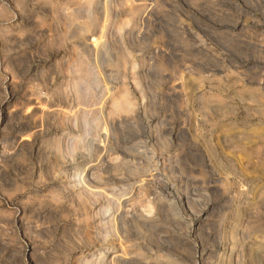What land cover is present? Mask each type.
I'll list each match as a JSON object with an SVG mask.
<instances>
[{"label": "rangeland", "instance_id": "obj_1", "mask_svg": "<svg viewBox=\"0 0 264 264\" xmlns=\"http://www.w3.org/2000/svg\"><path fill=\"white\" fill-rule=\"evenodd\" d=\"M133 213L132 264H264V0H0V264Z\"/></svg>", "mask_w": 264, "mask_h": 264}, {"label": "bare ground", "instance_id": "obj_2", "mask_svg": "<svg viewBox=\"0 0 264 264\" xmlns=\"http://www.w3.org/2000/svg\"><path fill=\"white\" fill-rule=\"evenodd\" d=\"M91 2H92V0H90ZM257 2V1H256ZM94 18H91V20L90 21H88V23H87V27L88 28H90V27H92L93 26V24H95V20H93ZM96 19V18H95ZM97 23V22H96ZM101 25V24H100ZM99 40L97 39V38H95V39H93V45L95 46V47H97V46H99ZM35 110H38L39 111V109H35ZM34 111V110H33ZM26 113V112H25ZM40 113V112H39ZM28 137V136H27ZM25 138V137H24ZM28 138H30V137H28ZM31 140V139H30ZM29 140V141H30ZM23 141H25L26 143H27V139H23ZM29 141H28V143H29ZM246 157H248L249 156V153H243ZM139 171V170H138ZM136 173V172H135ZM143 174H144V172H143ZM133 175V174H132ZM142 176V175H141ZM140 176V177H141ZM145 177V176H144ZM143 178V177H142ZM150 180V179H149ZM147 181H148V178H143L142 179V185H144V184H146L147 183ZM141 185V184H140ZM140 186V187H143V186ZM147 185V184H146ZM108 191V190H107ZM96 192H98V191H96ZM103 192V191H102ZM142 192V191H141ZM93 194H96L95 192L93 193ZM100 194V193H99ZM97 195V194H96ZM89 196H91V195H89ZM95 196V195H94ZM102 196V195H101ZM100 197V196H99ZM89 198H91V197H89ZM95 198V197H94ZM88 199V198H87ZM92 199V198H91ZM93 200V199H92ZM121 200V199H120ZM108 201V200H107ZM124 201V200H123ZM129 201H131V200H129ZM136 201V200H135ZM93 202V201H92ZM125 202H128V201H126L125 200ZM138 202H139V200H138ZM109 203H111V202H109ZM147 203V202H146ZM118 204V203H117ZM116 204V205H117ZM123 203L121 202V205H122ZM129 205V204H128ZM127 205V206H128ZM149 205V207H150V204H148ZM151 205H152V203H151ZM111 206V205H110ZM124 206H125V204H124ZM146 206V205H145ZM145 206H144V208H145ZM121 207V206H120ZM122 207H123V205H122ZM136 207V206H135ZM148 206H146V208H147ZM109 208V207H108ZM107 208V209H108ZM124 208V207H123ZM140 208V207H139ZM120 209V208H119ZM151 209H152V207H151ZM109 210H110V208H109ZM139 210V209H138ZM148 210V209H147ZM130 211V210H129ZM135 211V210H134ZM158 211V210H157ZM121 212H123V211H121ZM118 213L119 214V217H120V215L122 214V213ZM133 212V211H132ZM151 213V212H150ZM134 214V213H133ZM105 215V214H104ZM116 216V215H115ZM124 216V215H123ZM161 216V215H160ZM117 217H118V215H117ZM159 217V216H158ZM157 218V217H156ZM112 219H114V218H112ZM119 219V218H118ZM115 220H117V219H115ZM120 220H122L121 218H120ZM119 221V220H118ZM148 219L146 218V217H144L143 216V214H141V213H139V214H134L131 218L129 217H126L125 216V218H124V220H123V222H122V224H120V226H119V224L118 223H114V225H115V228H114V230H115V232H116V237H115V239H114V241H113V248H112V250H110V251H108V252H106V253H104V255H102L103 256V262L104 263H109V264H132V262H135V261H133V258L134 257H132V254H131V249H130V242L131 241H129L128 239V237L130 236L129 235V233L127 234L126 232H128V230L130 231V227H132V225L133 226H135V228L136 227H144V226H146V228L147 227H149V226H147V224H149L148 223ZM112 223V222H111ZM120 223V222H119ZM108 224H109V222H108ZM150 225V224H149ZM123 226H125V228H123ZM145 228V227H144ZM145 228V229H146ZM109 230V229H108ZM147 230V229H146ZM140 231V230H139ZM132 232V231H131ZM131 234V233H130ZM133 234H134V232H133ZM138 247V246H137ZM136 247V248H137ZM90 249V248H89ZM142 249V248H141ZM167 249V248H166ZM88 250V249H87ZM165 250V249H164ZM90 251V250H89ZM163 253V252H162ZM260 253V252H259ZM136 254V253H135ZM257 254V252L254 254V256ZM165 257V256H164ZM153 258V257H152ZM156 259V258H155ZM136 260V259H135ZM150 262V261H149ZM107 263V264H108Z\"/></svg>", "mask_w": 264, "mask_h": 264}]
</instances>
